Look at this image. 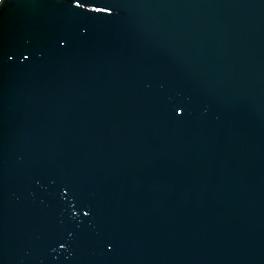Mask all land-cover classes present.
Instances as JSON below:
<instances>
[{
  "label": "water",
  "instance_id": "water-1",
  "mask_svg": "<svg viewBox=\"0 0 264 264\" xmlns=\"http://www.w3.org/2000/svg\"><path fill=\"white\" fill-rule=\"evenodd\" d=\"M0 264H264V0H0Z\"/></svg>",
  "mask_w": 264,
  "mask_h": 264
}]
</instances>
